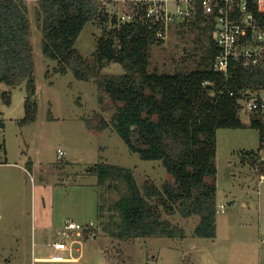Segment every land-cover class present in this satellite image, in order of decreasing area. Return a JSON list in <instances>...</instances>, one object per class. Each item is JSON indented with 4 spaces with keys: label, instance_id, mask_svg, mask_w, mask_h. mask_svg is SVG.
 Wrapping results in <instances>:
<instances>
[{
    "label": "rangeland",
    "instance_id": "1",
    "mask_svg": "<svg viewBox=\"0 0 264 264\" xmlns=\"http://www.w3.org/2000/svg\"><path fill=\"white\" fill-rule=\"evenodd\" d=\"M38 1H31L30 10L38 102L33 122L20 123L25 116L26 83L0 84V264H48L34 258L55 254L49 244L55 240L69 242L61 235L68 219L91 225L84 230H90L87 236L82 232V264H264V182L251 161H242L245 151L260 146L259 130L251 127L217 132L220 211L215 238L194 235L199 215L180 214L165 216L186 230L184 238L123 240L112 235L121 216L111 204L129 193V185L123 179L102 184L92 167L100 161L130 167L141 188L147 179L161 186L168 179L167 170L160 160H144L132 152L113 127L100 135L89 131L86 119L99 112L110 120L115 109H101L94 79L54 71L58 62L42 51ZM110 5L112 12L120 13L116 3ZM102 32L98 23L85 25L76 42L85 57H92ZM209 48V37L201 27L175 21L164 43L152 47L151 69L191 71L202 65ZM124 72L119 63L104 69L109 75ZM4 91L12 92L10 103ZM241 117L249 123L246 113L241 112ZM60 150L65 152L62 157ZM43 224H48L47 244L41 247Z\"/></svg>",
    "mask_w": 264,
    "mask_h": 264
},
{
    "label": "trees",
    "instance_id": "2",
    "mask_svg": "<svg viewBox=\"0 0 264 264\" xmlns=\"http://www.w3.org/2000/svg\"><path fill=\"white\" fill-rule=\"evenodd\" d=\"M109 3L39 0L37 18L43 54L58 62L54 71L63 75L72 71L80 80L94 79L101 109H115L110 120L99 112L86 119L89 131L100 135L113 127L132 152L144 160H160L167 170L168 179L161 186L147 179L141 188L130 167L106 161L92 167L102 184L123 179L129 185V193L111 204V209L121 216L112 235L123 240L150 236L184 238L186 230L165 216L180 214L183 218L199 215L194 235L215 238L218 130H259V148L245 151L242 161H251L258 178L264 174V163L258 154L264 138V116L250 114L249 123H245L239 103L244 88L254 89L264 82V71L239 63L231 65L227 76L215 70L214 20L199 3L195 18L182 22L197 25L208 35L207 58L191 71L152 70L151 50L164 43L156 37L163 24L154 23L141 10L134 11L135 21L120 22ZM90 21L98 23L103 32L97 37L92 57H85L76 42ZM31 37L26 1L0 0V84L18 87L26 83L25 116L20 120L23 125L36 119L38 109ZM112 63L121 64L125 72L105 74L104 69ZM205 82L208 83L204 85ZM11 94L2 93L9 103ZM84 232L87 236L90 230Z\"/></svg>",
    "mask_w": 264,
    "mask_h": 264
},
{
    "label": "built area",
    "instance_id": "3",
    "mask_svg": "<svg viewBox=\"0 0 264 264\" xmlns=\"http://www.w3.org/2000/svg\"><path fill=\"white\" fill-rule=\"evenodd\" d=\"M118 5L120 22H133L136 19L134 11H146V16L154 23L163 24L157 32V39L164 40L172 23L195 18L198 6L201 4L205 13L214 20L213 39L217 54L214 68L224 73H230L233 63L244 67L261 68L264 71V0H101ZM208 82H205L206 85ZM234 95V91H231ZM241 112L247 115L258 113L264 116V82L257 88H244L239 99ZM65 154L59 151V157ZM259 158L264 163V138ZM264 182V174L259 178ZM225 206L221 205L223 209ZM220 209H218V212ZM91 225L74 220H66L61 235L68 239L53 241V247L58 250L73 251L80 244L79 236ZM53 261H64L62 254L52 255Z\"/></svg>",
    "mask_w": 264,
    "mask_h": 264
},
{
    "label": "crops",
    "instance_id": "4",
    "mask_svg": "<svg viewBox=\"0 0 264 264\" xmlns=\"http://www.w3.org/2000/svg\"><path fill=\"white\" fill-rule=\"evenodd\" d=\"M26 1V4L29 8V11L31 10V4H32V0H25ZM1 161V160H0ZM1 163V162H0ZM5 163H7L9 165V162L6 160ZM261 200V199H260ZM261 203V206H263V203ZM47 223V222H46ZM64 224H65V221H64ZM62 225V224H61ZM48 224H43L42 229H41V236H42V239H41V242H40V246L43 247V246H46L47 242H45V239L47 238L46 237V234H45V229L47 228ZM82 237V234L81 236H79V239H80V244H76V248L71 252L69 250H58V249H55L56 250V253L55 254H51V255H43V256H36L34 258L35 262L37 263H48V264H82V262L84 261V254L82 253L83 251V239H81ZM51 247H53V242L52 243H49ZM42 249V248H41ZM80 252V253H78ZM56 254H62L65 256V260L64 261H53L52 260V255H56Z\"/></svg>",
    "mask_w": 264,
    "mask_h": 264
}]
</instances>
